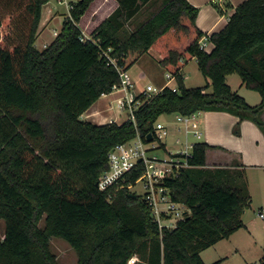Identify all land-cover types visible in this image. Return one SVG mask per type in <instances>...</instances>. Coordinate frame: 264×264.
Returning a JSON list of instances; mask_svg holds the SVG:
<instances>
[{
	"label": "trees",
	"instance_id": "1",
	"mask_svg": "<svg viewBox=\"0 0 264 264\" xmlns=\"http://www.w3.org/2000/svg\"><path fill=\"white\" fill-rule=\"evenodd\" d=\"M48 1L0 0V264H61L53 237L72 246L77 264H207L202 251L246 226L252 195L242 163L208 167L206 152L214 146L203 141L190 154H175L188 166L161 184L187 210L172 227L161 225L146 196L130 190L141 163L106 190L98 180L112 149L137 137L147 143L164 113L228 111L239 117L235 134L244 119L264 133V0L242 1L210 35L197 26L199 9L189 0H118L89 39L79 23L95 0H77L58 35L39 49ZM204 36L211 51L200 47ZM150 49L176 88L138 93L143 104L135 121L82 118L121 83L117 67L128 71ZM193 58L208 80L204 86L185 84L183 68ZM232 73L261 94L259 104L228 84Z\"/></svg>",
	"mask_w": 264,
	"mask_h": 264
},
{
	"label": "rangeland",
	"instance_id": "2",
	"mask_svg": "<svg viewBox=\"0 0 264 264\" xmlns=\"http://www.w3.org/2000/svg\"><path fill=\"white\" fill-rule=\"evenodd\" d=\"M118 5V0H95L87 13L84 15L82 20L79 23L80 28L82 29L83 38L89 39L92 38V32L97 28V26L106 18H108L111 13L115 10V8ZM49 8L58 9L54 15L58 14L57 20H54L50 23L51 19H46V17L49 14ZM68 9L66 5L60 3L59 0H49L44 6H43V15L41 22L43 21V24L40 22L39 26V33H38V40L36 41V46L39 49H44V41L45 40H51L50 43L54 40L56 34L60 31L61 25L63 24L64 18L68 16L67 14ZM69 13V12H68ZM148 10H144L143 14L139 16V19L136 20L139 21L140 19H144L147 15ZM66 15V16H65ZM135 22L131 23V26H129L130 29L135 27ZM6 25V21L3 23V26L1 27L2 30H4ZM49 44V43H48ZM148 56V55H146ZM160 56V55H159ZM150 59V69L148 71L147 77L151 79V83L157 87H159L160 80L163 81V79L166 78L165 72L163 68L160 66L158 61L153 59L151 56ZM188 71L191 72L193 76L189 77V85L190 87H198L206 84V81L204 79V75L200 71L197 62L192 61L190 65L188 66ZM234 76L236 78H240V75L238 73H235ZM241 79V78H240ZM168 80V78H166ZM147 85L146 78L143 80H137L134 83V86L131 88V91H135L136 93L142 92L145 90ZM243 93L247 92L251 95L248 96V99L250 102L256 101L257 99L261 100V94L253 89L250 88H244L242 90ZM246 94V93H245ZM123 95V92L116 91L112 92V94L109 96L108 101H111V98L115 97H121ZM102 101H104L102 98H100V101L97 102L95 105L98 106ZM118 105L116 101L114 102V109L112 112L114 113V117L110 114H108L109 111H107L106 114L110 115L114 122H122L125 119L128 120V117L130 115L129 110H121L119 112ZM112 113V114H113ZM104 114V113H103ZM176 113L173 114H166L163 117L159 118V121L166 124L167 127H169V134L167 137L164 138L163 141H168L171 145V150L173 153H177L179 150H185L186 146L183 143L177 144L176 138L181 136V132L179 131L180 127L182 128L184 125L181 124L178 121ZM82 116V115H81ZM117 119V121H115ZM112 122L111 120H109ZM108 122V121H107ZM100 124V123H99ZM185 127V126H184ZM200 141L197 139L193 134H190L188 136V143L191 145L194 142ZM148 144V151L150 154L159 153L160 156H165L167 154L166 151H160L156 152L158 149L162 148V144L160 142V146L153 147L152 142H147ZM156 143V142H155ZM159 142H157L158 144ZM192 148L188 147V151H191ZM246 178L248 181V185L251 191L252 195V202L250 206L245 210L244 217L247 221L250 222L251 226L254 229L260 228L263 232V238H264V217H261L259 214V211L262 210L264 212V170L258 169V168H252L246 171ZM131 192L144 195L146 188L144 185V181H138L136 185L131 186L130 188ZM167 191H165L166 193ZM164 194V192H163ZM163 194H157L158 198V204L155 205L156 209V216L160 219L161 225L172 227L174 225L175 219L176 222L178 220V217L180 215H177L176 212L180 211L183 212V210H187V207L178 202H172L173 203V210L169 209V203L166 199L163 198ZM167 199H169L167 193L165 194ZM165 215H161V214ZM175 222V223H176ZM40 225H44V220L41 221ZM5 232V221L0 217V237H3ZM248 232L245 229H241L236 235L235 239H228L224 238L216 245H212L205 251H202V257L204 258L205 262L208 264H212L217 261H221L220 264H246L247 261H249L251 264H260L261 260L264 257V244L262 243H256L255 239H249ZM236 242V243H235ZM51 249L52 252L57 256L58 261L61 264H77L78 262V255L77 252L72 248V246L65 241L62 238L53 237L51 242ZM233 247H239L238 252L235 253L233 251ZM227 255H229L228 258H225ZM136 258H134L131 263Z\"/></svg>",
	"mask_w": 264,
	"mask_h": 264
},
{
	"label": "crops",
	"instance_id": "3",
	"mask_svg": "<svg viewBox=\"0 0 264 264\" xmlns=\"http://www.w3.org/2000/svg\"><path fill=\"white\" fill-rule=\"evenodd\" d=\"M189 1L199 9L196 18L197 26L201 30H203L207 35H210L213 32L221 30L227 24L229 17L235 12L236 7L244 0H189ZM57 10L58 9L49 8V14L46 17V19L49 20L52 18L50 23L54 20H57L58 14L54 15ZM68 12L67 14L69 15ZM42 15H43V10H42ZM41 23L43 24V21ZM58 33L56 34V36L58 35ZM38 37L36 41L38 40ZM50 41L51 40L44 41V45H43L44 48L48 45V43L50 44ZM207 43L208 45L206 47V50L211 51L213 48V43L210 41V39ZM150 56L156 61H158V63L160 64L159 62L160 56L155 50L150 49L146 53H144L139 58V60L128 70V74L131 78V82L133 83V86L137 80H143L145 78L147 80V85L152 84L151 79L147 77L148 72H150L148 71L150 69V63H149ZM192 61L197 62V59L193 58L183 68L184 81L187 87H190L189 77L193 76L191 72L188 71V66ZM163 70L168 80H166V78L163 79V81L160 80L159 87H165L166 85L171 87H176L177 84L175 78L173 76L169 77L168 76L169 72H167L164 68ZM234 74L235 73H232L227 76L228 84L234 90H236L240 95H242L248 101V103L252 105L259 104L262 100V97L261 100L257 99L256 101L250 102L248 96L251 94L247 92H245L246 93L245 94L242 92V90L246 86L242 83V79H240L241 77L236 78ZM204 79L207 84L208 80L205 77ZM207 90L210 91L211 88H208ZM111 94L112 93L103 94L100 98H102L104 101H102L98 106H96L95 104L100 101L99 98L87 111H85L82 114L81 117L100 124L108 123L110 122L109 120L114 121L112 118H110L111 117L110 115L114 117V113L112 112V110L114 109L115 101L118 105L119 97H115V98L113 97L110 99L111 101H108V98ZM135 94L137 95L138 93L135 92ZM118 109L119 112L123 110L120 108ZM107 111H109L108 114L110 115L106 114ZM166 114L167 113L160 115L159 118L163 117ZM176 114H178L177 117L180 115L179 113ZM159 118L157 122H160ZM263 118H264V113H263ZM115 121H117V119H115ZM190 121L192 124L188 126V129H186V127L184 126L182 128L180 127L179 131L181 132V136L176 138V143L185 144L187 149L189 146L193 144L192 143L190 145L188 143V136L190 134H193L200 141L207 142L213 145L214 147L209 148L206 152V161L208 167L213 168L216 166H229L234 161H238V163L240 164L242 163L244 165L246 171L252 168L253 169L258 168L264 170V133L259 128V126L256 123H254L252 120L244 119L243 121H241V125H240L241 133L239 135L233 132L234 126L239 121V117L228 111H214V110L198 111L197 113L194 114V116L190 119ZM122 122L118 121V123H122ZM167 128L169 130V127ZM162 143H163L162 148L158 149L156 152L166 151L167 154L173 153L171 150L172 144H170L168 141H164ZM243 220L246 226L241 229H245L248 232V235L250 237L249 239L250 240L255 239L256 243H262L264 241V238L261 229L260 228H258L257 230L254 229L251 226L250 222L247 221L244 216H243ZM175 222L174 225L172 226H175L176 224ZM241 229L233 233L228 239L229 240L232 238L235 239L236 235H238ZM262 244H264V242ZM238 250L239 247H233V251L235 252L233 254L235 255L236 252H238ZM228 257L229 255H227L225 258ZM246 264H251V263L247 261Z\"/></svg>",
	"mask_w": 264,
	"mask_h": 264
},
{
	"label": "built area",
	"instance_id": "4",
	"mask_svg": "<svg viewBox=\"0 0 264 264\" xmlns=\"http://www.w3.org/2000/svg\"><path fill=\"white\" fill-rule=\"evenodd\" d=\"M59 1L60 3L66 5L70 13V10L72 9L74 3L77 0ZM208 41L209 38L207 36L202 37L199 42L200 47L206 49ZM117 68L120 71L122 81L120 84L114 85L112 92H123V95L118 98L119 108L123 110H129L130 115L128 119L135 121L136 117L134 112L137 108H139V106L143 104V102L137 99L135 91H131L133 83L131 82V78L128 74V71H123L120 67ZM168 76L170 77L172 75L169 73ZM162 89L163 87L157 88L152 84H148L143 92L155 95L161 92ZM194 114H180L177 118L178 121L183 124L186 129H188V126L192 124L190 119L194 116ZM168 134L169 130L167 126L161 122L156 121L154 124V141L152 142L153 147L160 146V142H164L163 140L165 137L168 136ZM157 142L159 143L157 144ZM148 144L149 143H145L140 137H137L126 143L119 144L114 149H112L109 154V168L100 175L98 185L100 189L106 190L109 186H111L120 178H122L127 172L131 171L133 168L137 167L139 163H141L143 167V173L141 174L137 182L144 181V185L146 188V198L152 206L155 214L157 211L154 207L158 204V193L163 194L164 192L162 196L164 199H166L167 202H171L169 203V209L173 210V201L170 198L168 189L161 184V181L163 178L169 176L181 167L188 166V163L185 159H182L181 157L176 156L175 154H190L192 150L188 151L187 148L185 150H180L177 153H170L166 154L165 156H160L157 153L150 154V152L148 151ZM189 147L192 148V145ZM165 191H167L166 193L170 200L167 199ZM184 211L185 210H183V212L177 211L176 214L182 217ZM259 214L261 217H264V212L262 210L259 211ZM158 220L160 221L159 218Z\"/></svg>",
	"mask_w": 264,
	"mask_h": 264
},
{
	"label": "water",
	"instance_id": "5",
	"mask_svg": "<svg viewBox=\"0 0 264 264\" xmlns=\"http://www.w3.org/2000/svg\"><path fill=\"white\" fill-rule=\"evenodd\" d=\"M153 141H154V136H153L152 133H149V134L147 135V142H153Z\"/></svg>",
	"mask_w": 264,
	"mask_h": 264
}]
</instances>
